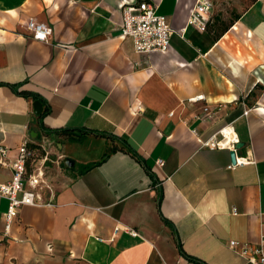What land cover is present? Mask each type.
<instances>
[{
  "label": "crops",
  "instance_id": "1",
  "mask_svg": "<svg viewBox=\"0 0 264 264\" xmlns=\"http://www.w3.org/2000/svg\"><path fill=\"white\" fill-rule=\"evenodd\" d=\"M139 1L0 0V83L49 105L39 119L36 99L0 85V145L10 157L24 141L48 151L37 203L7 235L0 197V264H248L227 245L256 243L264 213V0H215L207 29L182 36L195 0H145L174 30L148 55L119 36L120 4ZM29 19L51 27L47 42ZM229 122L236 155L252 160L233 169L230 151L200 143ZM57 128L98 134L69 141Z\"/></svg>",
  "mask_w": 264,
  "mask_h": 264
},
{
  "label": "built area",
  "instance_id": "2",
  "mask_svg": "<svg viewBox=\"0 0 264 264\" xmlns=\"http://www.w3.org/2000/svg\"><path fill=\"white\" fill-rule=\"evenodd\" d=\"M214 2L215 0H195L185 26L177 33L182 36L186 27H192L198 31L206 30ZM120 5L119 36L123 39H130L136 53L148 55L153 52H165L168 49L170 36L174 33V30L168 24L165 16L158 13L156 4L142 0L135 4L122 2ZM25 25L31 37L35 40L47 42L52 34L51 27L45 23L29 19ZM202 99L203 96L199 95L190 98L189 101L196 102ZM222 108V104L214 107L205 105L202 107L199 119L208 121ZM248 112L249 108H245L243 111L245 115ZM200 143L202 147L212 150L226 149L233 151L235 162L229 163L227 165L228 169L252 163L251 158L236 155L239 139L231 122L224 124L216 133L206 140H201ZM14 152V155L10 157V149L0 145V166L10 169L8 182L0 183V197L8 201L7 210L3 214L5 222L4 235H7L11 230V225L22 206L37 203L38 198L34 190L43 184V167L45 161L48 160V151L45 145L36 144L31 146L24 141ZM128 232L132 236L137 235V232L133 230H128ZM227 246L248 264H264V213L259 214V235L256 243L229 240Z\"/></svg>",
  "mask_w": 264,
  "mask_h": 264
},
{
  "label": "trees",
  "instance_id": "3",
  "mask_svg": "<svg viewBox=\"0 0 264 264\" xmlns=\"http://www.w3.org/2000/svg\"><path fill=\"white\" fill-rule=\"evenodd\" d=\"M208 24V23H207ZM206 29H207V26H206ZM0 85H6L10 88H12L18 95H20V97H32L34 99H38L40 102H42V105H43V110L41 111V113L39 114V119H42V117H44L46 114L49 113V105L42 99L40 98L38 95L36 96V94H32L30 92H27V91H18V87L19 85H11V84H3V83H0ZM52 131V130H50ZM53 131H55L58 135L60 136H64L66 137L69 141H81L86 135H90V134H94V135H97L98 132H95V131H92V130H88L86 128H57V129H54ZM124 145H125V142H123ZM118 149H122V148H119L117 146H113L109 151H107L106 154L103 155V157L101 158V161L107 157L108 154L110 153H113L115 152L116 150ZM100 161L98 162H93L89 165H86L82 171H86V170H89L91 169L92 167L96 166L97 164H99ZM81 171V172H82ZM160 200H161V196L159 194L158 196V200H157V206H158V209H159V205H160ZM162 217V216H161ZM163 221L169 225L170 223L164 219L162 217ZM175 244H176V248H177V251L178 253L184 257L185 259H187L188 261H195V262H199L201 263L199 260L195 259L194 257L190 256L189 254H187L184 250H183V247H182V244H181V241H180V238L176 235L175 237Z\"/></svg>",
  "mask_w": 264,
  "mask_h": 264
},
{
  "label": "water",
  "instance_id": "4",
  "mask_svg": "<svg viewBox=\"0 0 264 264\" xmlns=\"http://www.w3.org/2000/svg\"><path fill=\"white\" fill-rule=\"evenodd\" d=\"M33 102H34V103H32L33 112L35 114H40L41 107H42V105H41L42 102H40L39 100H37V101L35 100ZM240 146H241V143L237 145V148H239ZM229 156H230L231 162L234 163L235 162V153L233 151H230L229 152Z\"/></svg>",
  "mask_w": 264,
  "mask_h": 264
}]
</instances>
